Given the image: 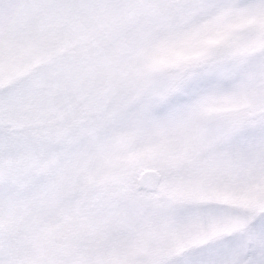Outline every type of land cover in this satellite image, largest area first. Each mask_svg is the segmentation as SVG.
Listing matches in <instances>:
<instances>
[{"label":"snow or ice","instance_id":"obj_1","mask_svg":"<svg viewBox=\"0 0 264 264\" xmlns=\"http://www.w3.org/2000/svg\"><path fill=\"white\" fill-rule=\"evenodd\" d=\"M0 264H264V0H0Z\"/></svg>","mask_w":264,"mask_h":264}]
</instances>
